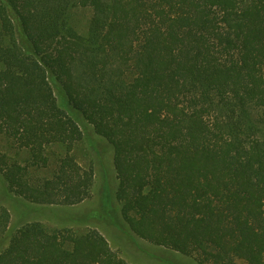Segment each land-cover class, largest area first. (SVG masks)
<instances>
[{
  "label": "trees",
  "instance_id": "16d2710c",
  "mask_svg": "<svg viewBox=\"0 0 264 264\" xmlns=\"http://www.w3.org/2000/svg\"><path fill=\"white\" fill-rule=\"evenodd\" d=\"M76 114L113 150L134 236L198 264H264V0H2L0 137L27 159L3 154L0 172L17 199L90 197ZM0 264L126 263L96 230L31 223Z\"/></svg>",
  "mask_w": 264,
  "mask_h": 264
},
{
  "label": "rangeland",
  "instance_id": "374dc122",
  "mask_svg": "<svg viewBox=\"0 0 264 264\" xmlns=\"http://www.w3.org/2000/svg\"><path fill=\"white\" fill-rule=\"evenodd\" d=\"M1 2L2 0L0 4ZM72 15L77 28L86 31L90 10H74ZM76 115L71 118L79 127L81 139L74 145L71 155L84 171L92 173L90 197L70 207L31 204L17 199L9 192L0 172V216L4 211L9 215L8 226L0 234V253L9 247L11 237L17 229L27 224L39 223L48 231L83 234L96 230L126 264H198L192 257L151 245L132 234L121 216V206L116 199L118 180L113 165V150L102 137L95 134L89 124ZM3 154L8 162L17 161L22 166L27 159L26 153L0 137V158ZM48 154V168L37 171L30 169L31 181L49 178L55 160L65 155V149L52 147ZM1 225L0 221V231L4 229Z\"/></svg>",
  "mask_w": 264,
  "mask_h": 264
}]
</instances>
